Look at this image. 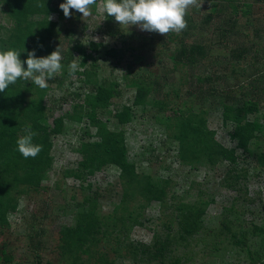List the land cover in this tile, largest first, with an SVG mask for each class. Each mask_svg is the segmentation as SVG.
I'll list each match as a JSON object with an SVG mask.
<instances>
[{
    "label": "rangeland",
    "instance_id": "374dc122",
    "mask_svg": "<svg viewBox=\"0 0 264 264\" xmlns=\"http://www.w3.org/2000/svg\"><path fill=\"white\" fill-rule=\"evenodd\" d=\"M220 1L225 6L219 14L215 4ZM243 1L249 4L240 2L233 11L227 0H205L201 9L189 10L186 30L166 37L136 26H120L103 13L100 0L87 18L75 10H71L69 18L49 14L56 21L49 44L61 52L81 47L96 59V68L88 77L89 82H85L78 74L83 70L81 66L69 75L64 65L47 81V88L34 84L31 94H26L42 97L51 108L52 115L46 111L48 116H44L48 125L52 117H61L62 125L58 134L50 136L51 166L38 190L25 189L24 193L14 194L16 210L7 214L8 226L0 230V264H65L68 252L62 248L63 227L73 225L76 204L94 192L98 193L95 207L100 217L111 222L132 212L141 225L128 222L127 236L121 229L107 231L93 247L98 253L89 259V264H250L246 248L263 251L264 163L259 162L258 156L264 152V137L258 135L243 151L231 138L233 122L223 112L225 107L235 109L251 99L257 101V111L248 113L247 119L257 117L262 121L264 114V2ZM208 14L212 18L204 22ZM227 15L234 21L230 35L221 30V25L229 23L225 20ZM40 18L44 16H29L30 21ZM10 25L11 19L0 5V31L6 33L5 28ZM68 27L73 32L66 36L64 30ZM257 32L261 37L256 36ZM194 42L206 46V54L190 69L173 56L182 45ZM242 46L246 48L242 57L228 59L234 49ZM111 51L113 54L108 53ZM72 55V61L78 64L79 52L73 50ZM87 61L88 66L91 59ZM99 84L114 88L119 94L110 98L104 110L98 109L96 117L107 131H123L128 160L137 173L168 180L162 203H147L137 195L124 200L119 168L115 165L103 166L86 175L84 181L69 175L81 159L77 151L80 144L94 140L96 128L83 106L85 94ZM137 84L155 88L146 94L143 104L134 106ZM246 91L251 92L244 94ZM154 101L163 107H152ZM122 106L130 109L125 124L116 120ZM189 111L203 117L215 141L234 150V165L222 158L215 163L199 161L194 165L178 159L177 142L168 136L174 121L170 120L168 129L163 122L167 115L186 116ZM179 205L204 208L198 229L183 237L177 223ZM166 237L170 244L164 257L140 251L134 254L127 247L142 243L152 251L154 239ZM102 253L104 258L100 259L97 255Z\"/></svg>",
    "mask_w": 264,
    "mask_h": 264
},
{
    "label": "trees",
    "instance_id": "16d2710c",
    "mask_svg": "<svg viewBox=\"0 0 264 264\" xmlns=\"http://www.w3.org/2000/svg\"><path fill=\"white\" fill-rule=\"evenodd\" d=\"M62 0H0L3 11L11 19L12 25L5 32L0 31V50L16 49L21 51V59L26 60L27 51L36 50L39 57L41 52L50 54L55 50V46L49 44L52 42L54 27L56 21L47 19L49 14H63L59 4ZM226 1V0H224ZM231 10L236 11L238 4L247 1L227 0ZM264 2V0H256ZM45 4V7H38V4ZM223 2L215 4L220 14ZM225 6V5H224ZM246 8V7H245ZM243 8L242 13L246 12ZM43 15L44 18L30 21L29 16ZM46 17V18H45ZM211 15H206L204 22L211 20ZM227 15L226 21L229 23L221 25L223 32L228 31L230 35L234 21ZM231 22V24H230ZM223 24V23H222ZM227 26V27H226ZM73 32L72 27L65 28L66 36ZM108 34L112 35V30L108 29ZM257 37H261V33H255ZM264 38V36H262ZM43 45V47H38ZM96 46L93 44V47ZM25 49L27 51H25ZM73 50L79 52L78 65L83 68L78 74L81 80L89 82V76L94 73L96 68V59L85 53L84 49L74 46L61 52L63 56L62 64L67 65L72 61ZM246 48L242 46L236 48L228 57L239 59L242 57ZM25 51V52H24ZM113 54V51L108 52ZM206 54V46L200 43H191L182 45L174 54V59L184 63L192 69L197 61ZM88 59H91L88 66ZM206 79H209V77ZM156 82L153 81V84ZM253 83V82H252ZM34 84L31 80H18L16 84L10 85L5 92H0V230L8 226L7 214L16 210V197L14 194L24 193L25 189L38 190L39 183L45 178L46 172L51 166V135H56L61 130L62 118L52 117L51 125L46 123L47 118L44 116L52 115L51 108L47 107L42 101V97L31 94L30 88ZM256 86L255 84H252ZM154 86V85H153ZM145 87V86H144ZM137 84L136 93L133 99V105L139 106L144 103V98L151 88ZM246 91L244 94H250ZM119 94L114 88L107 87L104 84L96 85L95 88L85 94L86 104L83 109L85 115L89 119L92 126L96 128L93 141H84L80 144L77 151L81 155V159L77 162V167L69 171V175L79 181H84L85 176L100 170L107 164L115 165L119 168L120 185L123 187L124 200H128L137 195L149 202L155 200L160 203L166 195L167 179L154 180L150 175L139 174L135 171L134 164L128 160V153L125 145L123 131H107L104 123L96 117L98 109L104 110L110 98ZM152 107H158L161 102L154 101ZM162 105V104H161ZM163 107V105H162ZM162 107H160L162 109ZM46 111H49L48 115ZM257 111V101L247 99L240 107L235 109L225 107L224 117L233 122L231 138L237 141V147L246 151L248 143L258 135L264 137V114L262 121H258L257 117L249 120L248 113ZM116 120L120 124L129 121V107L122 106L118 111ZM67 117L76 119L73 114ZM170 120L174 121L173 130H168L169 138L177 142V157L181 162L194 165L195 162L205 161L207 164L215 163L218 159H225L229 164L236 163V156L233 149H227L221 146L213 137V131L207 128L203 117L198 113L189 111L186 116L181 113L167 115L163 122L166 128H170ZM31 126L32 130L38 135L33 138V142L43 146V150L35 158L25 159L17 150L16 141L25 134L26 126ZM88 134L89 133H85ZM258 160L264 163V152L260 153ZM22 186H24L22 188ZM21 187V188H19ZM97 192L93 196L82 198L77 203L78 209L74 213V223L72 226H64L62 231V248L67 253L68 261L65 264H89V259L93 258L98 252L93 247L100 240L101 236L109 230L122 231L125 236L128 234L129 227L127 224L141 225L137 216L128 212L125 216L113 218L111 222L99 216L96 210ZM123 200V202H124ZM125 201V202H126ZM122 209H127L123 206ZM180 213L177 214V223L180 235L183 237L192 234L198 229L200 218L204 208L201 206H184L177 207ZM126 231V232H125ZM117 240L119 237H116ZM127 238V237H126ZM169 238L154 239V250H150L145 244L127 245L134 254L140 251L143 254L154 255L155 257H164L169 248ZM250 264H259L264 261L263 251L257 249L246 248ZM85 256V258H83ZM103 259V253L97 255ZM95 264V263H93Z\"/></svg>",
    "mask_w": 264,
    "mask_h": 264
},
{
    "label": "clouds",
    "instance_id": "9594fccd",
    "mask_svg": "<svg viewBox=\"0 0 264 264\" xmlns=\"http://www.w3.org/2000/svg\"><path fill=\"white\" fill-rule=\"evenodd\" d=\"M97 2L98 0H65L59 7L66 18L71 17V10L81 13L82 18H87L92 15V8ZM204 2L205 0H100V5L103 13L113 17L120 26L127 29L129 26H136L141 31L166 37L170 33L180 34L186 30L189 10L201 9ZM38 7H45V4H38ZM51 19L49 16V20ZM38 47L43 45L38 44ZM62 60L59 47L50 54L39 57L35 49L27 51L26 60L21 59L19 50H0V92H5L18 80H31L40 89L47 88V81L64 69ZM78 68L75 60L67 65L69 75L75 74ZM24 132L16 141L17 150L25 159L35 158L43 150L42 145L33 142L38 134L30 125L26 126Z\"/></svg>",
    "mask_w": 264,
    "mask_h": 264
},
{
    "label": "water",
    "instance_id": "95a60500",
    "mask_svg": "<svg viewBox=\"0 0 264 264\" xmlns=\"http://www.w3.org/2000/svg\"><path fill=\"white\" fill-rule=\"evenodd\" d=\"M259 264H264V262H261V263H259Z\"/></svg>",
    "mask_w": 264,
    "mask_h": 264
}]
</instances>
